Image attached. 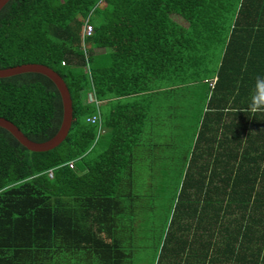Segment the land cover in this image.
Masks as SVG:
<instances>
[{
    "label": "trees",
    "instance_id": "1",
    "mask_svg": "<svg viewBox=\"0 0 264 264\" xmlns=\"http://www.w3.org/2000/svg\"><path fill=\"white\" fill-rule=\"evenodd\" d=\"M26 64L63 78L73 122L40 153L0 127V264H264V113L242 110L264 76V0H11L0 70ZM155 81L206 83L207 111L184 157L177 225L139 259L123 220ZM63 115L46 76L0 78V117L30 141L55 137Z\"/></svg>",
    "mask_w": 264,
    "mask_h": 264
},
{
    "label": "rangeland",
    "instance_id": "2",
    "mask_svg": "<svg viewBox=\"0 0 264 264\" xmlns=\"http://www.w3.org/2000/svg\"><path fill=\"white\" fill-rule=\"evenodd\" d=\"M175 20L181 22L178 17ZM94 52L101 54L108 50ZM202 81L181 85L161 81L152 83L155 93L153 100H149V118L144 124L147 137L143 140L144 147L136 149L138 158L132 177L136 198L131 204L125 198L126 208H131L134 213H128L123 220L124 226L128 229L131 226L137 233L134 241L140 242L136 258H150L156 244L177 225L176 221L173 222V214L189 169V161L186 164L184 157L188 155V147L197 132L192 134L203 122L207 110L206 86L203 85L206 83ZM205 81L211 84L215 79L207 77ZM185 128L188 129L186 132ZM106 139L103 137L100 149L105 146Z\"/></svg>",
    "mask_w": 264,
    "mask_h": 264
},
{
    "label": "water",
    "instance_id": "3",
    "mask_svg": "<svg viewBox=\"0 0 264 264\" xmlns=\"http://www.w3.org/2000/svg\"><path fill=\"white\" fill-rule=\"evenodd\" d=\"M11 0H0V12ZM35 73L49 78L57 87L63 102L64 115L61 129L58 134L45 143L30 141L12 122L0 117V127L8 130L24 147L32 152H48L60 146L72 127L73 103L70 91L63 78L51 68L40 64H26L5 70H0V78H9L21 74Z\"/></svg>",
    "mask_w": 264,
    "mask_h": 264
},
{
    "label": "clouds",
    "instance_id": "4",
    "mask_svg": "<svg viewBox=\"0 0 264 264\" xmlns=\"http://www.w3.org/2000/svg\"><path fill=\"white\" fill-rule=\"evenodd\" d=\"M242 110L251 117L264 113V76H257L255 78L249 90L247 102Z\"/></svg>",
    "mask_w": 264,
    "mask_h": 264
},
{
    "label": "built area",
    "instance_id": "5",
    "mask_svg": "<svg viewBox=\"0 0 264 264\" xmlns=\"http://www.w3.org/2000/svg\"><path fill=\"white\" fill-rule=\"evenodd\" d=\"M86 34H87V36H92L93 35V33H94V30H93V27L92 26H86ZM214 83H215V81H213V82H211V84H212V86H214ZM89 101L90 102H94L95 101V99H94V95L93 94H90L89 95ZM91 124H96L97 122H99L100 121V117L98 116V115H96V116H94L93 118H90L89 120H88Z\"/></svg>",
    "mask_w": 264,
    "mask_h": 264
},
{
    "label": "crops",
    "instance_id": "6",
    "mask_svg": "<svg viewBox=\"0 0 264 264\" xmlns=\"http://www.w3.org/2000/svg\"><path fill=\"white\" fill-rule=\"evenodd\" d=\"M215 79V78H214ZM212 82V81H211ZM204 85V84H203ZM206 95H207V93L205 94V100H206ZM233 98V101H235V98L234 97H232ZM207 111V110H206ZM225 116V119H224V124H230L231 123V121H232V119H233V116H235V115H232V114H229V115H224ZM216 122V119L214 118L213 119V121H212V126H217V125H214V123ZM220 130H222V131H224V128L223 129H220ZM210 162H214V160H210Z\"/></svg>",
    "mask_w": 264,
    "mask_h": 264
},
{
    "label": "bare ground",
    "instance_id": "7",
    "mask_svg": "<svg viewBox=\"0 0 264 264\" xmlns=\"http://www.w3.org/2000/svg\"><path fill=\"white\" fill-rule=\"evenodd\" d=\"M88 26V25H87ZM86 44V43H85ZM86 47V45H84Z\"/></svg>",
    "mask_w": 264,
    "mask_h": 264
}]
</instances>
